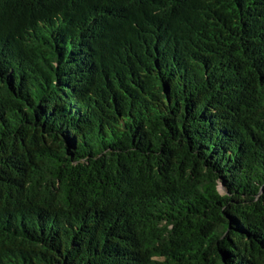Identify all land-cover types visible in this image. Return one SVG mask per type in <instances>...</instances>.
<instances>
[{"label": "trees", "instance_id": "1", "mask_svg": "<svg viewBox=\"0 0 264 264\" xmlns=\"http://www.w3.org/2000/svg\"><path fill=\"white\" fill-rule=\"evenodd\" d=\"M0 264H264V0H0Z\"/></svg>", "mask_w": 264, "mask_h": 264}, {"label": "water", "instance_id": "2", "mask_svg": "<svg viewBox=\"0 0 264 264\" xmlns=\"http://www.w3.org/2000/svg\"><path fill=\"white\" fill-rule=\"evenodd\" d=\"M220 189L223 191L224 190V184L220 185Z\"/></svg>", "mask_w": 264, "mask_h": 264}]
</instances>
